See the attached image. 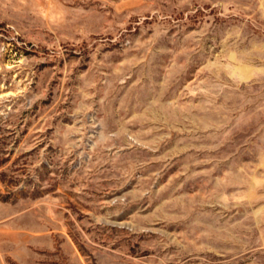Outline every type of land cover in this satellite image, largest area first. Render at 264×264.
I'll use <instances>...</instances> for the list:
<instances>
[{
	"label": "rangeland",
	"instance_id": "obj_1",
	"mask_svg": "<svg viewBox=\"0 0 264 264\" xmlns=\"http://www.w3.org/2000/svg\"><path fill=\"white\" fill-rule=\"evenodd\" d=\"M0 264H264V0H0Z\"/></svg>",
	"mask_w": 264,
	"mask_h": 264
}]
</instances>
